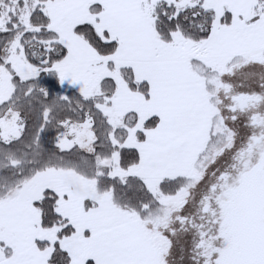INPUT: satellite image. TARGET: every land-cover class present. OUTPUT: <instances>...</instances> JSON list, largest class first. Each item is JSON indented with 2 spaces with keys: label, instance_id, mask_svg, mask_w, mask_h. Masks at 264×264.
<instances>
[{
  "label": "snow or ice",
  "instance_id": "6c2138e0",
  "mask_svg": "<svg viewBox=\"0 0 264 264\" xmlns=\"http://www.w3.org/2000/svg\"><path fill=\"white\" fill-rule=\"evenodd\" d=\"M0 264H264V0H0Z\"/></svg>",
  "mask_w": 264,
  "mask_h": 264
}]
</instances>
